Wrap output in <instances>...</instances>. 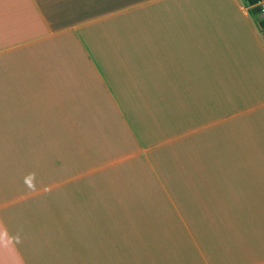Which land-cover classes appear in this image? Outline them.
<instances>
[{
  "label": "crops",
  "instance_id": "0c3cea01",
  "mask_svg": "<svg viewBox=\"0 0 264 264\" xmlns=\"http://www.w3.org/2000/svg\"><path fill=\"white\" fill-rule=\"evenodd\" d=\"M0 264H264V12L0 0Z\"/></svg>",
  "mask_w": 264,
  "mask_h": 264
},
{
  "label": "built area",
  "instance_id": "2783aa9c",
  "mask_svg": "<svg viewBox=\"0 0 264 264\" xmlns=\"http://www.w3.org/2000/svg\"><path fill=\"white\" fill-rule=\"evenodd\" d=\"M256 6L260 9V11L264 12V0H259Z\"/></svg>",
  "mask_w": 264,
  "mask_h": 264
},
{
  "label": "trees",
  "instance_id": "16d2710c",
  "mask_svg": "<svg viewBox=\"0 0 264 264\" xmlns=\"http://www.w3.org/2000/svg\"><path fill=\"white\" fill-rule=\"evenodd\" d=\"M258 1H259V0H248V2H249L250 4L254 5V6L257 8V10L260 11V9L256 6L257 3H258Z\"/></svg>",
  "mask_w": 264,
  "mask_h": 264
},
{
  "label": "clouds",
  "instance_id": "9594fccd",
  "mask_svg": "<svg viewBox=\"0 0 264 264\" xmlns=\"http://www.w3.org/2000/svg\"><path fill=\"white\" fill-rule=\"evenodd\" d=\"M29 187H33V185L31 184V182L29 181Z\"/></svg>",
  "mask_w": 264,
  "mask_h": 264
},
{
  "label": "rangeland",
  "instance_id": "374dc122",
  "mask_svg": "<svg viewBox=\"0 0 264 264\" xmlns=\"http://www.w3.org/2000/svg\"><path fill=\"white\" fill-rule=\"evenodd\" d=\"M260 12H262V11H260Z\"/></svg>",
  "mask_w": 264,
  "mask_h": 264
}]
</instances>
